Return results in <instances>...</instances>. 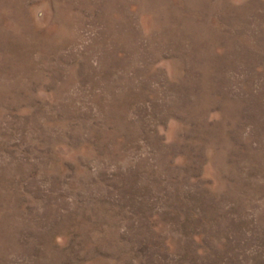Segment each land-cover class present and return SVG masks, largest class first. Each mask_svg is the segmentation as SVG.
I'll use <instances>...</instances> for the list:
<instances>
[{
	"label": "rangeland",
	"instance_id": "374dc122",
	"mask_svg": "<svg viewBox=\"0 0 264 264\" xmlns=\"http://www.w3.org/2000/svg\"><path fill=\"white\" fill-rule=\"evenodd\" d=\"M0 264H264V0H0Z\"/></svg>",
	"mask_w": 264,
	"mask_h": 264
}]
</instances>
